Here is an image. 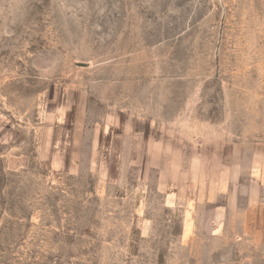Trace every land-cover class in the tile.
I'll return each instance as SVG.
<instances>
[{
  "label": "rangeland",
  "instance_id": "1",
  "mask_svg": "<svg viewBox=\"0 0 264 264\" xmlns=\"http://www.w3.org/2000/svg\"><path fill=\"white\" fill-rule=\"evenodd\" d=\"M0 264H264V0H0Z\"/></svg>",
  "mask_w": 264,
  "mask_h": 264
}]
</instances>
